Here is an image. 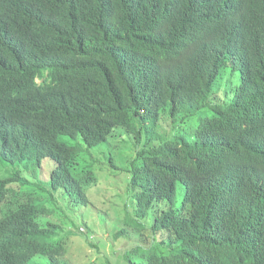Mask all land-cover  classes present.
Instances as JSON below:
<instances>
[{
  "label": "trees",
  "instance_id": "1",
  "mask_svg": "<svg viewBox=\"0 0 264 264\" xmlns=\"http://www.w3.org/2000/svg\"><path fill=\"white\" fill-rule=\"evenodd\" d=\"M94 147L130 174L120 264H264V0H0V264H73L50 216Z\"/></svg>",
  "mask_w": 264,
  "mask_h": 264
},
{
  "label": "rangeland",
  "instance_id": "2",
  "mask_svg": "<svg viewBox=\"0 0 264 264\" xmlns=\"http://www.w3.org/2000/svg\"><path fill=\"white\" fill-rule=\"evenodd\" d=\"M210 110L212 108L208 107L201 109L199 112L200 114H205ZM164 125L165 129L170 128L169 123L164 122ZM119 129L121 128H116L115 130L119 131ZM143 136L145 140L146 134L143 133ZM117 137L122 138H110L113 139L112 144L108 145L107 143L105 147L107 148L108 155L114 154L117 157L118 167L127 168L136 162L134 158L137 157L138 150H135L131 138L128 135L125 136L124 132L119 131ZM132 138L135 142V138L133 136ZM91 149L92 151L89 155L85 156V154H82L81 158V161L85 162V164L92 163L100 179L97 185H93L88 189L91 206L79 210L78 206L73 204V207L70 209L66 206V201L68 202L69 198L62 199L60 193H56V198L54 199L55 205H53L56 207V212L50 217L55 222L60 223L62 228L65 227L64 230L69 228L68 230L73 229L76 232L72 240L70 239L72 247L67 256L73 264H120L129 245L126 244L128 242L126 239L116 241L112 235V231L117 226L113 209L117 205H122L124 200L126 202L129 197L128 177L130 174L125 170L119 174H113L109 171L108 164L103 165V161L106 159V155L102 151L103 149L95 147ZM47 176L48 170L46 169L44 177L46 178ZM179 188L178 196L181 198L184 193L183 185L180 184ZM72 219L75 222L74 227H70L73 223L69 220ZM65 221L68 222L65 223ZM122 221L120 222L122 223ZM84 222L87 224V228L88 226L92 228L87 234H81L78 231L79 229L82 232L87 230ZM90 237L97 244V248L86 241Z\"/></svg>",
  "mask_w": 264,
  "mask_h": 264
}]
</instances>
